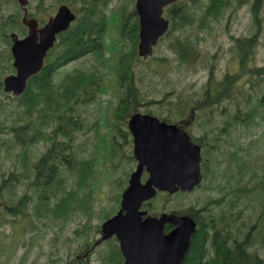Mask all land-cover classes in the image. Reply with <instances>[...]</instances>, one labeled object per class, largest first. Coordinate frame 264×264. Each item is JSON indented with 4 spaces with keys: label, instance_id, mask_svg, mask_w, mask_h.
<instances>
[{
    "label": "rangeland",
    "instance_id": "obj_1",
    "mask_svg": "<svg viewBox=\"0 0 264 264\" xmlns=\"http://www.w3.org/2000/svg\"><path fill=\"white\" fill-rule=\"evenodd\" d=\"M128 4L129 0H105L103 9L107 18V27L100 58L87 54L61 67L54 74L55 82L77 68L95 69L101 75L99 92L93 101L77 106L75 114H78L82 120L81 129L72 133L70 140L67 138L68 142L72 141L74 144L75 152L80 158L90 159L91 174L83 179L79 178L76 170L61 171L60 176L64 178V185L76 191V201L69 205L71 211L62 216L49 218L31 213L27 218L25 214L24 217L21 215L14 217L6 213L4 208L5 213L1 215L2 206H0L1 264H103L104 262L103 255L107 252L109 243L107 240H98L100 226L107 217L118 210L121 193L127 185L130 172L135 167L131 140L124 143L122 135L116 129L118 125L125 126L123 121H117L116 118L120 93L117 61L122 51L130 48L128 39L122 37L119 30L120 7L130 8L131 5ZM34 5L33 3L32 8ZM183 31L177 33L188 32L192 37L195 47L189 54L194 58V62L180 63L173 48L167 46L166 40H163L154 47L147 60L138 57L137 63L131 67L134 80L139 87L138 104L156 115L169 114L170 118H174L176 111L174 105H198L197 100L201 101L202 91L209 77L212 76L218 81L226 73L237 72L238 60L235 52L231 51L237 38L249 37V44L252 43L251 47L254 45L248 57L249 66L254 68L264 66V0H232L219 20L211 21L205 28H198L195 23ZM162 57L164 60H161ZM244 79L242 77L237 80L245 93L240 103L241 110L245 112L246 108L256 106L255 118L248 124L239 122L235 127L231 126L227 135H223L224 140L216 141L208 137L209 144L204 147L205 157L209 160L208 177L199 187L189 192L157 193L155 198L146 203L148 213L159 215L162 212H183L189 206L197 208L206 202L209 203L210 213H219L224 208L226 213L239 216L240 222L244 224V232L248 231L252 223L257 226L264 225V196L258 195V190L254 189L256 192L251 194L256 193L257 200L252 201L248 196L247 199L242 197L239 201H235L233 193L238 187L234 179L240 178L241 182L249 184L256 175L264 179V106H259L264 90V77L251 75L250 79L256 80L252 84L248 82V85L244 84ZM13 98L12 94L7 95L0 87V106L5 114L3 123L6 128L5 132L0 134V183L2 174L7 178L10 171L17 172L16 174L24 171L16 159L21 154L22 147L13 145L9 148V144H14L12 135L8 133L9 126L15 122L18 113L21 115V109L16 106ZM232 103V99L220 103H211V99L208 100L205 104L216 107L200 110L190 129L196 135H201L205 126L200 125L199 122L202 124L204 121H229L233 111L236 110ZM114 135L121 142L113 141ZM1 140L11 143L3 144ZM115 143L122 147V158H119L120 153L116 150L112 153V147L116 149ZM211 143L215 146L209 149ZM231 148L239 153L237 156H240L241 163L231 159L229 154ZM43 149L44 142L37 143L33 155L36 157ZM227 164L233 168V173L227 171L232 185L228 184L225 175L222 179L218 171L225 172ZM250 170H255V174L251 175ZM215 171H218L216 176H210ZM27 172L30 176L33 175V169L30 167ZM231 175H235V178L233 179ZM147 176L148 174L144 172L141 179L144 180ZM12 182L11 188L3 186L0 189V201L8 206L15 204L23 195L29 198L27 203L35 199L34 190L27 181L12 180ZM231 200L234 205L227 207ZM217 201L222 203H216ZM259 214L262 217H259ZM257 226L253 228L252 233L259 230ZM84 250L91 252L89 259L83 255ZM257 250L264 257L263 241L258 243Z\"/></svg>",
    "mask_w": 264,
    "mask_h": 264
},
{
    "label": "trees",
    "instance_id": "obj_2",
    "mask_svg": "<svg viewBox=\"0 0 264 264\" xmlns=\"http://www.w3.org/2000/svg\"><path fill=\"white\" fill-rule=\"evenodd\" d=\"M231 2L232 0H178L166 9L170 24L164 36L159 40H166L167 46L173 48L180 63L194 62V58L189 54L195 47L192 43V37L187 31L184 34L177 32H184L185 28H189L195 23L198 28L209 26L211 21L219 20L222 17L223 12ZM33 3L35 4L34 8H32ZM61 3L70 5L77 17L66 31L58 35L56 43L45 58L42 69L28 79L25 91L13 98L16 106L21 109V115L18 113L15 122L8 129V133L14 139V144L11 141L9 143L12 145L1 140L3 144H9V148L16 145L23 149L16 159L24 171L19 174L10 171L6 178L7 188L13 186L12 180L16 182L27 181L35 193V199L30 203H27V201L29 202L27 195H23L15 204L7 206V213L14 217L17 215L24 217L25 214V218H27L33 213L35 216L50 218L70 212L69 205L76 201V191L64 185V178L60 176L61 171L63 169L76 170L79 178L83 179L86 175L91 174L89 168L92 163L90 159L80 158L75 152L74 144L72 141L68 142L67 138L70 140L72 133L81 129L82 120L78 114H75L77 106L93 101L99 92L101 75L95 69L77 68L55 82L54 74L67 63L87 54L91 53L96 58L102 56L103 36L107 27V18L103 9L105 0H29L26 7L30 16L43 23ZM17 5L16 0H0V80L3 75L13 71L9 48L10 33L17 32L20 36L26 33V28L21 22L22 11ZM128 5L131 7H120L119 27L121 34L128 39L130 48L122 51L117 61L120 90L116 108L117 121H125L124 114L131 109L133 104H138L140 101L139 87L131 70L132 65H135L138 59L136 53L138 20L134 10V0H129ZM15 8L16 10H14ZM246 41V38L235 40L238 52L243 55L249 53L252 44ZM161 60L164 58L162 57ZM246 66L248 67L250 84L256 80L250 79L251 75L264 77V66L255 68L250 67L249 64ZM240 72L232 74V76L227 74L216 85H213L212 80H209L202 93L204 98L211 99V103H220L232 99V104L236 107L230 118L231 124H228L232 127H235L239 122L240 124L250 123L255 118L257 108L252 105L246 108L245 112L241 110L240 103L245 97V93L238 81L236 82V77ZM220 91L222 92L220 93ZM259 101V106H264V94L261 95ZM177 112L176 109L174 115ZM4 116L0 106V134L6 130L3 123ZM39 142H44V149L35 157L33 155L35 145ZM115 145L116 149L113 146L112 153L116 150L117 153H120L119 158H122V147L120 144L115 143ZM32 147L34 149H31ZM231 151H229L231 159L236 163H241L240 156H237L239 153L235 152L234 149ZM208 161V159H203L202 177L204 180L208 177ZM28 167L33 169L32 176L27 172ZM218 171L222 179L225 175L228 184L232 185L227 171L231 174L233 168L227 164L225 172ZM218 171L210 174V176H216ZM249 172L251 175L255 174V170ZM231 177L234 179L235 175H231ZM234 181L238 185L233 191L235 201H239L242 197L247 199L248 196L251 197L252 201L257 200L256 193L251 194L256 192L254 189L258 190V195L264 196V179L262 176L257 177L256 175L250 184L241 182L240 178L234 179ZM248 184L249 186H247ZM216 203L222 202L217 201ZM233 205V200H231L227 207ZM195 210L196 208L189 206L183 212L192 214L196 220ZM259 217L262 215L259 214ZM211 219L221 222V224H217L220 235L217 237V233H215L213 242L210 243L209 241L210 247L216 248V252H209L208 245L204 247L205 236L195 230L191 235L190 246L181 264H264V257L257 250L258 243L260 244L262 241L264 243V225L257 226L252 223L249 226V231L244 232V224L240 222L239 216L226 213L224 208L219 213H210L207 221ZM256 226L259 230L252 233ZM169 228L170 226H165V230H169ZM229 237L232 240L231 246H225ZM108 243L107 252L103 255V264H122L123 258L117 240L114 238Z\"/></svg>",
    "mask_w": 264,
    "mask_h": 264
},
{
    "label": "water",
    "instance_id": "obj_3",
    "mask_svg": "<svg viewBox=\"0 0 264 264\" xmlns=\"http://www.w3.org/2000/svg\"><path fill=\"white\" fill-rule=\"evenodd\" d=\"M17 1L24 11L21 21L27 27V33L23 37L14 32L10 34L15 72L3 79V90L14 95L25 90L28 78L42 68L57 34L68 29L76 17L70 6L60 4L39 27L38 21L27 14L28 0ZM174 1L135 0L140 56L151 55L158 38L168 28V19L162 15L163 8ZM128 128L133 136L137 165L121 194L120 208L101 223L99 241L114 235L124 258L123 264H181L195 230L191 215L163 212L155 216L140 207L157 191L192 190L201 180L200 147L175 124L150 114L134 113L128 120ZM144 170L148 177L142 182ZM166 224L172 225L167 232L164 230Z\"/></svg>",
    "mask_w": 264,
    "mask_h": 264
},
{
    "label": "flooded vegetation",
    "instance_id": "obj_4",
    "mask_svg": "<svg viewBox=\"0 0 264 264\" xmlns=\"http://www.w3.org/2000/svg\"><path fill=\"white\" fill-rule=\"evenodd\" d=\"M138 32H139V26L137 28V36H138ZM246 39H247L246 42L248 43L249 37L246 38ZM255 42L253 44H255ZM137 43H138V41H137ZM252 46L253 47L250 48L249 53H246V55H243L241 52H238L237 47L235 45H233V47L231 48V51L235 52V54H236V59L238 60V64H239V70L241 71L240 75H237L236 81L238 79H241L242 77H244L245 78L244 79V84L245 85H248V81H249V79H248L249 78V76H248V67L246 65L248 64L249 54H250V52L252 53L253 48H254V45H252ZM147 59H148V57H146V58L142 57V60H147ZM240 63L242 64V67H240V65H241ZM238 71L235 72V73H226L223 77H225L227 74L232 76V74H236V73H238ZM223 77L221 79H223ZM221 79H219L217 81L216 79H213L212 76L209 77V80H212L211 82L213 83V85H216L217 82H219ZM0 87H1V83H0ZM221 92L222 91H220V93ZM202 93H203V91H202ZM6 94H8V93H6ZM208 100H209V98L208 99L206 97L204 98L203 95H202L201 101L199 102V100H197L198 105L180 104L178 106H174V110H176V109L178 110L177 114L174 115V118H170L171 116H169L168 114L165 115V116L158 115V114L156 115L150 110L143 109L141 107L142 105L135 103V104L132 105L131 109L127 113L124 114V116H125L124 118H126V120L123 121L125 126L121 127L120 125H118V126H116V129H118L119 134L122 135L123 142L127 143L126 141L131 140V144H132V147H133V136H132V134H131V132H130V130L128 128V120L134 113L140 112V113L151 114L153 116L158 117L160 120L165 121L166 123L175 124L179 129L185 131L188 134V136L190 137V139L194 143H197L200 146V149H201L200 150V152H201V169H202L203 168V166H202L203 159L204 158L207 159L205 157V152H204L205 145L209 144L207 138L211 137V138L215 139L216 141L224 140L223 135L224 134L227 135V133L229 131V128L231 127L230 125H228V124H231L230 120L226 121V122L204 121L202 124L199 122L200 125H204L205 126L203 128V130H202V134L201 135H196L190 129L191 126H193V124L195 122L197 114L200 113L199 112L200 110H202L203 108L214 109L216 107L214 105L205 104V102H207ZM220 111L222 112L223 110H220ZM113 139H114L113 141L121 142V141H119L117 139L116 135H114ZM210 146L211 147H208V148L212 149V148H214L215 145L211 143ZM132 155H133V153H132ZM134 160H135V158H134ZM136 164H137V161L135 160V166H136ZM6 184H7L6 178L2 174V179H1V183H0V189L3 186L5 187ZM208 204L209 203H206L204 206L201 205V206L196 208V210L194 212V215L196 216L195 230H196L197 233H201V234H203L205 236L204 247H206V245H208V247L210 249L209 252H216V248L215 249H214V247L211 248L209 244L213 242V238H214V234L215 233H217V237L220 235V229H218L217 224H221V222H216L214 219H211L210 221L209 220L207 221V217L210 214V207H209ZM0 206H2L1 207V215L4 214L5 212L7 213V204L3 203V201H0ZM3 208H4L5 212L3 211ZM168 226H170L169 229L172 228L171 225H168ZM209 241H210V243H209ZM231 241L232 240L229 237L227 239V241H226L225 246L226 245L231 246ZM92 245H93V243L90 245V247ZM90 254H91V252L89 250H84V252H83V255L86 256V259H89V256H91Z\"/></svg>",
    "mask_w": 264,
    "mask_h": 264
}]
</instances>
